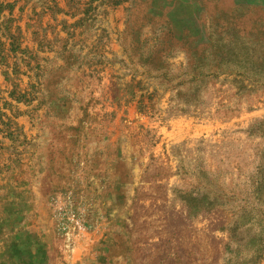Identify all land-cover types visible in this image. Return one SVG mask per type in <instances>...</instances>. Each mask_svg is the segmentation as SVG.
Returning <instances> with one entry per match:
<instances>
[{
	"label": "rangeland",
	"instance_id": "obj_1",
	"mask_svg": "<svg viewBox=\"0 0 264 264\" xmlns=\"http://www.w3.org/2000/svg\"><path fill=\"white\" fill-rule=\"evenodd\" d=\"M0 264H264V0H0Z\"/></svg>",
	"mask_w": 264,
	"mask_h": 264
}]
</instances>
